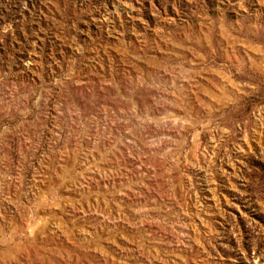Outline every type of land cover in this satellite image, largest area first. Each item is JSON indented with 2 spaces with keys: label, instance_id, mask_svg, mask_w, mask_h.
Wrapping results in <instances>:
<instances>
[{
  "label": "rangeland",
  "instance_id": "374dc122",
  "mask_svg": "<svg viewBox=\"0 0 264 264\" xmlns=\"http://www.w3.org/2000/svg\"><path fill=\"white\" fill-rule=\"evenodd\" d=\"M0 264H264V0H0Z\"/></svg>",
  "mask_w": 264,
  "mask_h": 264
}]
</instances>
